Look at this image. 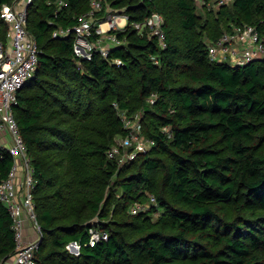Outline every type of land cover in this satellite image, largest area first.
<instances>
[{
    "label": "trees",
    "instance_id": "1",
    "mask_svg": "<svg viewBox=\"0 0 264 264\" xmlns=\"http://www.w3.org/2000/svg\"><path fill=\"white\" fill-rule=\"evenodd\" d=\"M55 1L28 8L38 64L14 108L34 169L37 264H264V60L232 68L210 61L206 44L234 25L264 35V0L203 13L193 0H102L95 19L125 8L129 21L115 31L122 43L109 58L95 52L91 60L74 54L72 36L52 38L91 0H63L57 12ZM153 11L164 17V49L148 28L132 26ZM7 28L0 19L2 41ZM121 112H142V134L156 143L124 163L107 156L125 134ZM12 164L0 149V182ZM135 202L149 206L131 214ZM91 227L107 239L91 245ZM14 238L0 201V264L14 255Z\"/></svg>",
    "mask_w": 264,
    "mask_h": 264
},
{
    "label": "built area",
    "instance_id": "2",
    "mask_svg": "<svg viewBox=\"0 0 264 264\" xmlns=\"http://www.w3.org/2000/svg\"><path fill=\"white\" fill-rule=\"evenodd\" d=\"M195 3L207 4L206 0H193ZM232 0H216L217 7L226 5ZM33 0H13L0 8V19L7 25L5 40H0V149H7L13 158V164L6 176L0 182V201L6 207L12 220L15 233L16 251L6 264H37L36 253L42 241L41 226L38 222L33 189L35 185L34 169L27 154V148L20 131L14 108L18 104V93L29 78L34 75L39 48L35 37L28 29V8ZM50 4L51 1H48ZM56 12L65 2L56 0ZM104 8L102 0H91L89 12L81 14L73 26L56 27L52 38L73 37V51L78 58L91 60L95 52L109 58L110 50L122 43L115 31L124 30L129 21L126 14L114 13L105 9L103 19H95L94 15ZM51 23V22H50ZM104 24H107L104 27ZM164 17L153 11L143 22H132L139 33L148 28L149 38L157 37L164 49L167 44L163 30ZM208 56L214 63H224L230 67H241L254 60H264V35L255 26L244 24L234 25L224 31L215 41L207 42ZM154 63L159 60L156 56ZM113 63L120 65L119 58H111ZM150 103L156 100V94L148 99ZM125 134L108 151V158H118L121 163L132 161L138 154L151 149L156 143L154 139L142 134V113L126 115L121 112ZM164 132H169L163 127ZM154 200L153 197H151ZM147 203L135 202L129 207L131 214L145 211ZM154 217L158 216L155 212ZM27 231H30L27 232ZM107 232L100 228L89 229V243L94 245L107 239ZM66 249L74 255L79 254L80 245L70 242Z\"/></svg>",
    "mask_w": 264,
    "mask_h": 264
},
{
    "label": "rangeland",
    "instance_id": "3",
    "mask_svg": "<svg viewBox=\"0 0 264 264\" xmlns=\"http://www.w3.org/2000/svg\"><path fill=\"white\" fill-rule=\"evenodd\" d=\"M196 7H197V12L198 13H203V7L207 8L208 10L210 9H216L217 8V4H216V0H212V1H209L207 2V4L203 5V4H199V3H195ZM105 6V5H104ZM108 9V8H106ZM114 13H118V14H124L125 13V8H121V9H115L114 8ZM30 81H31V78L28 79V81L26 82V84L24 85V87L20 90L19 93H23L25 91L28 90V87L30 85ZM143 110V109H142ZM142 113V112H141ZM116 196H120L121 195V192H120V188H117L116 189V192H115ZM223 211L226 213L227 216H232L235 211L228 208L227 206H223ZM30 233V231H27ZM69 252V251H68ZM71 253V252H69ZM73 254V253H71Z\"/></svg>",
    "mask_w": 264,
    "mask_h": 264
},
{
    "label": "bare ground",
    "instance_id": "4",
    "mask_svg": "<svg viewBox=\"0 0 264 264\" xmlns=\"http://www.w3.org/2000/svg\"><path fill=\"white\" fill-rule=\"evenodd\" d=\"M107 26V24H104V27H106Z\"/></svg>",
    "mask_w": 264,
    "mask_h": 264
},
{
    "label": "crops",
    "instance_id": "5",
    "mask_svg": "<svg viewBox=\"0 0 264 264\" xmlns=\"http://www.w3.org/2000/svg\"><path fill=\"white\" fill-rule=\"evenodd\" d=\"M1 138V137H0Z\"/></svg>",
    "mask_w": 264,
    "mask_h": 264
}]
</instances>
